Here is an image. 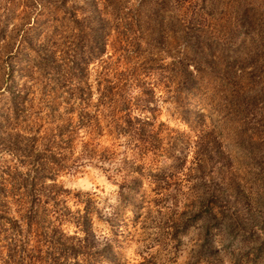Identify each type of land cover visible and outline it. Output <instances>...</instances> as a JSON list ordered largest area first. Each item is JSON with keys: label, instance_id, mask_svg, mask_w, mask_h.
<instances>
[{"label": "rangeland", "instance_id": "1", "mask_svg": "<svg viewBox=\"0 0 264 264\" xmlns=\"http://www.w3.org/2000/svg\"><path fill=\"white\" fill-rule=\"evenodd\" d=\"M83 112L147 140L76 129L110 157L60 167ZM52 142L90 264H264V0H0V264H74Z\"/></svg>", "mask_w": 264, "mask_h": 264}, {"label": "trees", "instance_id": "2", "mask_svg": "<svg viewBox=\"0 0 264 264\" xmlns=\"http://www.w3.org/2000/svg\"><path fill=\"white\" fill-rule=\"evenodd\" d=\"M183 73L187 76H190V73H188L185 69L182 70ZM119 114V113H118ZM117 113L113 112L111 114H101V113H93L92 115L89 114V112H83L82 114H80L79 116H76V124L72 125V118H70V121H68L67 125H70L67 129V142H63V144L65 145V149L67 150V156H63L62 158V164L60 167H64L65 169H70L71 167H73V165H77L79 161V159L81 158L80 155H84L87 156V159H92V160H105L106 158L110 157L108 156V154L102 149V150H97L95 148V144H93L92 142H87V141H81V142H72V135L74 134V130H79V129H84L86 131H88L89 134L92 133H97L98 131H101L103 128H106V131L111 133H115L117 135L119 134H128V136L131 137H136L137 140H139L140 142H145L147 140L146 138V132L144 130V125H138V126H134L135 121L140 122L139 117H135V118H131V116H123L121 114L118 115ZM124 125V126H122ZM75 128V129H73ZM55 143L52 142V144L50 143V145H48L49 147V153H50V166H48V171H53L51 173V190L48 194V198L51 202L50 206L51 209L49 210L52 214V220L54 223H57L58 225H60L62 223V221H68V222H72L74 224V226L76 227V233H81L80 236H70L64 233H60V231L58 232L59 238H63L69 240L68 242H65L63 244V248L62 250H58V247L52 246L53 248H55V251H59L58 255H60L61 257L64 258V260H74V264H90V261L92 259V257L89 256V246L91 245L90 241L92 239V232L91 230L88 228V226H90L89 223L90 222V218H88L87 213L88 210L85 209L84 213L82 215L81 210H77V211H71L70 209H68V207H66V205L64 204L66 202V199L68 198V194L69 191L62 189L60 186L56 185L55 183V179L53 178L56 174V172H58V158H56V152H54V150L52 151L53 148H55ZM78 144L79 147H81V149L79 150L80 155H74L73 151H74V147H76ZM39 168V162L37 163V167ZM38 173V170H37ZM50 173V172H49ZM134 181V180H132ZM77 198L79 201V194H77ZM22 199V197H21ZM208 200V198L206 197H200V202L201 203H205V201ZM61 204V206H60ZM28 210H32V206H30L29 208H27ZM210 211V210H207ZM210 216L214 215L210 212H208ZM213 217V216H212ZM57 233V234H58ZM56 232L53 234L54 237L57 235ZM54 237H52V239L54 240ZM57 241H60L58 239H56ZM75 240V241H73ZM55 245L56 242H53ZM79 255L82 256V261L83 262H79ZM59 257L57 256L56 258H54V260H58Z\"/></svg>", "mask_w": 264, "mask_h": 264}]
</instances>
